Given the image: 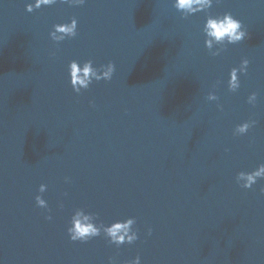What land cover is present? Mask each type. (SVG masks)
<instances>
[{
    "label": "water",
    "instance_id": "95a60500",
    "mask_svg": "<svg viewBox=\"0 0 264 264\" xmlns=\"http://www.w3.org/2000/svg\"><path fill=\"white\" fill-rule=\"evenodd\" d=\"M35 2L0 0V264H264V177L237 180L264 163V0ZM227 12L248 35L209 50L208 16ZM89 59L115 72L76 92L70 63ZM81 208L138 239L72 240Z\"/></svg>",
    "mask_w": 264,
    "mask_h": 264
},
{
    "label": "clouds",
    "instance_id": "9594fccd",
    "mask_svg": "<svg viewBox=\"0 0 264 264\" xmlns=\"http://www.w3.org/2000/svg\"><path fill=\"white\" fill-rule=\"evenodd\" d=\"M73 3H84V0H70ZM55 3V0H36L35 5L29 3L27 5V11L32 12L35 8H39L42 5H51ZM213 0H176L175 7L178 10L183 11V13H196L205 9L211 8ZM187 16V15H185ZM77 19L73 18L71 23H58L55 25V30L51 32V36L55 41L63 40L65 36H75L77 34ZM204 31L207 34L206 46L209 50L212 47V40L214 39L218 43L227 41L228 43H237L245 39L248 35L247 30L244 28L241 20L235 18L231 12H227L222 16H212L209 15ZM62 33L63 35L57 37L56 33ZM219 51L212 52L213 55H219ZM250 61L245 58L242 61L241 66L238 68L234 67L231 70V78L229 80V88L232 91L237 90L240 87V79L237 78V72L241 71L247 72L248 65ZM115 63L109 62L106 65H101L103 69L94 67L92 60H87L84 62L83 66L77 61L72 60L70 63V74H71V84L76 92H80L81 88H88L91 84L93 78L99 81L101 79L111 80L113 73L115 72ZM257 94L254 92L249 97V102H255ZM208 99L216 100L217 95L212 92L209 93ZM255 121L244 122L238 125L235 129L237 134H243L248 131V129L254 124ZM264 177V163H262L257 169L251 172L241 171L237 180H245L246 182L242 184L245 188H251L257 179ZM47 185H40V192L46 191ZM36 201L40 207H48L47 201L42 195L36 197ZM84 209H77L72 217V226L69 227L68 231L71 234L72 240H88L93 236H98L101 233V228L107 236L111 238V242L117 245L123 244L125 242L132 243L138 239V234L128 235L130 225L133 223L132 219H127L126 222L116 221L110 226H104L90 222L89 217H96L97 214L87 212L88 215H84ZM51 219V216L48 217ZM149 234H151V229H149ZM137 264H139L140 257H136ZM127 264V262H125Z\"/></svg>",
    "mask_w": 264,
    "mask_h": 264
}]
</instances>
